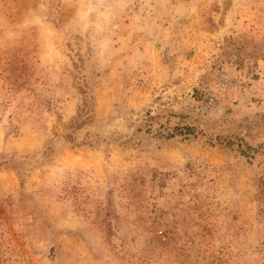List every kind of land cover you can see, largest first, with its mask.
Here are the masks:
<instances>
[{"label": "rangeland", "instance_id": "374dc122", "mask_svg": "<svg viewBox=\"0 0 264 264\" xmlns=\"http://www.w3.org/2000/svg\"><path fill=\"white\" fill-rule=\"evenodd\" d=\"M0 264H264V0H0Z\"/></svg>", "mask_w": 264, "mask_h": 264}, {"label": "trees", "instance_id": "16d2710c", "mask_svg": "<svg viewBox=\"0 0 264 264\" xmlns=\"http://www.w3.org/2000/svg\"><path fill=\"white\" fill-rule=\"evenodd\" d=\"M193 133V129L190 128L189 126H183V125H174L173 128H172V132H169L167 136H174L175 134H185V133ZM233 139H236L237 141V144L239 147H241V144H240V141H239V138L236 137V136H232V135H222V136H219V140L221 143H230L233 141ZM248 147V146H246ZM244 150V149H243Z\"/></svg>", "mask_w": 264, "mask_h": 264}]
</instances>
